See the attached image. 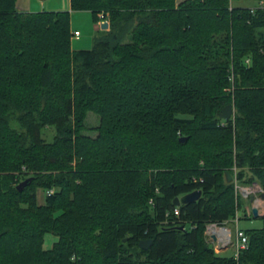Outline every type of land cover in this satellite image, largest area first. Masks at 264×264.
<instances>
[{
	"label": "trees",
	"instance_id": "16d2710c",
	"mask_svg": "<svg viewBox=\"0 0 264 264\" xmlns=\"http://www.w3.org/2000/svg\"><path fill=\"white\" fill-rule=\"evenodd\" d=\"M260 1L70 0L109 23L76 51L70 12L0 0V264H264V226L238 261L205 236L243 209L228 172L264 191Z\"/></svg>",
	"mask_w": 264,
	"mask_h": 264
},
{
	"label": "rangeland",
	"instance_id": "374dc122",
	"mask_svg": "<svg viewBox=\"0 0 264 264\" xmlns=\"http://www.w3.org/2000/svg\"><path fill=\"white\" fill-rule=\"evenodd\" d=\"M38 3V11L40 12H58V11H70V6L68 7V0H46L44 2H40V0H35ZM251 6L254 5L253 3H247V2H241V5L243 6ZM64 8V10H63ZM71 12V11H70ZM71 26H72V33L75 31H79L81 33V36L79 38L72 37V48L73 50H91L94 45V39L98 36V32L95 30V24L92 20V16L89 12H71ZM99 117L93 113H90L87 117V126L89 128V131L86 132L87 135H90L92 137H96L97 133L95 132V128L99 126ZM43 138L47 140L48 142H51L53 140V136L55 135V129L54 128H46L44 131H42ZM237 178V170L234 169V181L235 185ZM239 183V182H238ZM241 185V184H239ZM243 185V184H242ZM244 185V186H249ZM236 192V190H235ZM46 194L40 190L38 193V199L39 202L43 203L45 200ZM236 196L239 197V199H242L243 205L242 208H246L251 204V200H245L240 195L237 194ZM238 211H236V214ZM240 213V223L239 228L242 230H249V229H260L264 226V222L262 218H246L244 217L243 209L239 210ZM236 214L234 217L230 218L229 222H231L233 219L236 218ZM227 228L231 230V232L234 234V231L236 229V226L233 223H229L227 225ZM57 242V237L53 234H47L45 236V242H44V248L46 250H50L53 248L54 244ZM234 254V249L230 248L228 251L224 254L226 256H232Z\"/></svg>",
	"mask_w": 264,
	"mask_h": 264
},
{
	"label": "built area",
	"instance_id": "2783aa9c",
	"mask_svg": "<svg viewBox=\"0 0 264 264\" xmlns=\"http://www.w3.org/2000/svg\"><path fill=\"white\" fill-rule=\"evenodd\" d=\"M264 8V1H260L256 6L252 7L251 12L254 13L257 9ZM103 22H101L102 24ZM81 33L75 31L72 33V37L79 38ZM248 62V61H247ZM198 180H195L197 182ZM202 181V180H200ZM240 183L236 182L235 190L238 195H240L245 200H251V204L246 208H243L244 217L253 218V209L256 208L259 211V215L263 214L264 210V199L262 194L264 191L262 187L257 183H252L249 186L239 185ZM54 191H49L48 196L52 195ZM150 204H154L153 200L150 201ZM236 214V218L231 222L225 221L222 224L219 223H208L205 229V236L207 242L213 247L214 251L218 255H224L228 249H234V254L232 255L235 260L238 261L239 256L242 251L247 250L249 246V240L244 230L239 228L240 223V213L239 211ZM167 218H180L181 210L180 207L175 206L174 209L167 213ZM229 223H233L236 226L234 234L230 229L227 228Z\"/></svg>",
	"mask_w": 264,
	"mask_h": 264
},
{
	"label": "water",
	"instance_id": "95a60500",
	"mask_svg": "<svg viewBox=\"0 0 264 264\" xmlns=\"http://www.w3.org/2000/svg\"><path fill=\"white\" fill-rule=\"evenodd\" d=\"M40 1H45V0H40ZM108 27H109V23L108 22H103L101 24V29L103 31L107 30ZM233 114H234L233 105H228V106H226L225 108L222 109L221 114H220V118L225 120V121H228V120H230L233 117ZM186 141H187L186 138H180V142L181 143H184ZM227 176L229 177L228 183H231L232 180H233V177L231 176V174L229 172L227 173ZM25 186H26V182L21 183L18 186V190L19 191H23ZM201 197H202V191L201 190H196V191H194L192 193L184 195L183 197H177L174 200L173 205L177 206V207H181V206H184V205H188V204H190L192 202H196ZM262 197L264 199V194H262ZM253 215H254L255 218H262L259 215V211L256 208L253 209ZM152 244H153L152 240H144V241H142L140 243V248L143 249V250H148L151 247Z\"/></svg>",
	"mask_w": 264,
	"mask_h": 264
},
{
	"label": "crops",
	"instance_id": "0c3cea01",
	"mask_svg": "<svg viewBox=\"0 0 264 264\" xmlns=\"http://www.w3.org/2000/svg\"><path fill=\"white\" fill-rule=\"evenodd\" d=\"M46 1V0H45ZM179 1H182V0H179ZM40 2H44V1H40ZM257 5V4H256ZM256 5H252L253 7L254 6H256ZM38 3H37V1H35V0H17V9L19 10V11H21V12H40V11H38L37 9H38ZM70 6V11L72 12V10H71V5H70V0H68V7ZM63 10H64V8H63ZM70 11H68V12H70ZM70 12V13H71ZM91 14V13H90ZM92 16V15H91ZM71 30H72V26H71ZM95 30L97 31V32H99V31H103L102 29H101V22L100 23H98V24H95ZM107 30H109V27H108V29ZM106 30V31H107ZM39 203H41V202H39ZM42 204V203H41ZM262 213L263 214H260V216L261 217H263L264 216V210L262 211ZM58 240V239H57Z\"/></svg>",
	"mask_w": 264,
	"mask_h": 264
}]
</instances>
